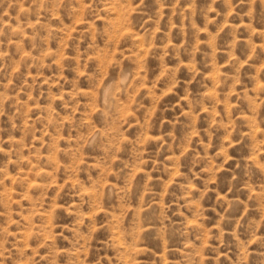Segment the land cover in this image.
I'll return each mask as SVG.
<instances>
[{
    "label": "rangeland",
    "instance_id": "374dc122",
    "mask_svg": "<svg viewBox=\"0 0 264 264\" xmlns=\"http://www.w3.org/2000/svg\"><path fill=\"white\" fill-rule=\"evenodd\" d=\"M0 264H264V0H0Z\"/></svg>",
    "mask_w": 264,
    "mask_h": 264
}]
</instances>
